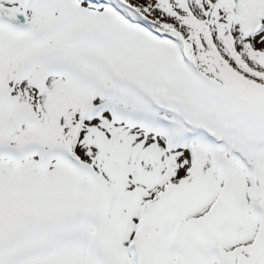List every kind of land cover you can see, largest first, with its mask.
<instances>
[{
    "label": "snow or ice",
    "instance_id": "6c2138e0",
    "mask_svg": "<svg viewBox=\"0 0 264 264\" xmlns=\"http://www.w3.org/2000/svg\"><path fill=\"white\" fill-rule=\"evenodd\" d=\"M0 264H264V0H0Z\"/></svg>",
    "mask_w": 264,
    "mask_h": 264
}]
</instances>
